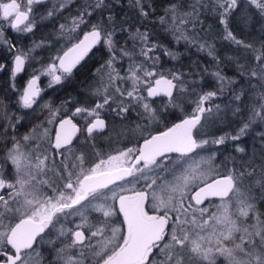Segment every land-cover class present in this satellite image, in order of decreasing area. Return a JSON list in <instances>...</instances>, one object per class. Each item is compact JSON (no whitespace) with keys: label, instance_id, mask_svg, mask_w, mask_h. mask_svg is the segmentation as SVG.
Masks as SVG:
<instances>
[{"label":"snow or ice","instance_id":"obj_1","mask_svg":"<svg viewBox=\"0 0 264 264\" xmlns=\"http://www.w3.org/2000/svg\"><path fill=\"white\" fill-rule=\"evenodd\" d=\"M25 2L27 7L24 10H21L17 0L0 2V16L9 21L12 29L32 32L35 27L34 19H30L32 5L42 3L43 0ZM251 3L264 14V0H251ZM213 4L221 10V23L227 31L226 17L237 7V0H213ZM136 5L140 8L141 15L147 17L148 11L142 0H136ZM89 7L95 11L106 5L104 0H96L94 4L86 6L74 18L69 32L80 24L87 23L85 17L92 15ZM170 11V21H175L176 7L173 5ZM53 14V11L48 12L49 17ZM191 15L181 17L178 25L193 23ZM161 22H164V17H161ZM90 27L91 31L85 33L83 39L72 43L62 55L54 58L45 69L47 74L52 76L54 82L60 83L62 76L66 78L71 75L92 48L103 42L110 58L101 65V69H105L109 84L119 100L117 107L112 110L123 118L129 112V106L124 103L126 96L131 98L129 105L135 101L142 106L150 120H159L160 117L148 98L161 94L171 98L174 90L177 94L183 91L184 81L176 74H172V79H169L158 73L156 65L159 57L155 55L157 45L149 41L147 32L139 30L132 37L140 45L139 63L128 50L118 49L119 59L127 56L130 60L125 75L121 76L114 67L118 58L113 51V32L109 30V25L97 23ZM60 29L64 30L65 25L61 24ZM2 36L3 31L0 30V37ZM226 38L246 49H253L251 44L237 40L231 31H227ZM8 47L13 48L15 45L9 43ZM253 51L258 52L254 56L256 67L249 70V76L256 77L260 87L264 88V45ZM166 54L175 58L171 52L166 51ZM25 58L23 53L15 55V72L23 70ZM57 70H60V75L56 74ZM215 76L220 81L225 80L219 72ZM154 77L158 78L153 79ZM38 79L39 76L34 75L29 80L21 97L24 107H32L35 98L39 96L40 90L36 87ZM117 79L121 82L131 80V90L121 91L115 84ZM174 80L176 83H173ZM138 85H143V91ZM178 85L181 87L178 88ZM107 86H104L105 89ZM215 95L216 92L203 94L196 104L195 114L180 119L156 134L141 136L135 148L118 150L116 154L98 162L90 161L91 166L88 167L84 166L83 155L75 156V162L65 156V153L72 152L69 146L72 145L73 136L79 131L71 118L56 120L58 127L51 146L64 157L58 162L47 154L42 157L26 155L20 151L19 145L14 144L7 153V160L14 166L15 176L6 178L0 173V264H36L38 256L34 259L33 247L36 238L50 225L55 228L62 218L74 214L79 215L82 222L75 229L61 230L62 236L67 232L69 242L57 250L56 264H84V253L77 256L71 252L77 245L91 250L89 264L93 261L94 264H193L194 260L197 264H215L213 246L215 253L227 258L229 264H264V220H260L255 214L251 197L241 191L246 177L255 184L264 185V155L261 156L259 165L250 162L232 169L225 165L223 173H220L214 166L215 153L207 156L201 153L210 144H223L224 137L210 141L198 139L194 135L198 125L203 128L208 123L212 108L204 105ZM244 95V90L241 89L235 95V100L243 103ZM249 99L255 101L250 108L252 115L240 128L239 134L231 137L233 140L240 139L257 119L264 122V92ZM110 101L116 103L110 95H105L103 103H97L94 108L75 109L76 115L84 113L85 118L91 117L85 124V133L89 138L93 133L99 134L105 130L106 122L100 118L99 110L110 105ZM216 107L218 109L219 106ZM235 111L239 112L240 109L236 108ZM50 116L55 120L57 112H51ZM202 119L204 124L201 123ZM23 139L28 141L30 137L25 136ZM36 147L39 148L38 145ZM61 149L64 151L60 152ZM238 151L243 152L244 149L239 148ZM46 161L53 165L59 163L60 173L57 178L63 181L52 195L43 190L48 185L42 178L48 168ZM48 187L52 190L51 185ZM250 189L251 186L249 191ZM229 193L233 194L236 213L230 211V202L212 207L209 198L219 197L223 201ZM206 200L208 204H205ZM89 209L100 213L101 217L98 225L93 226L95 230L87 228L86 236V213ZM250 212L256 220L251 225V231L246 223H238L241 218H247ZM234 215L236 218H233ZM235 233H243L249 237L247 249L241 244L235 245L240 258L234 255V249L223 246L225 241L232 240ZM244 235L240 236L242 243Z\"/></svg>","mask_w":264,"mask_h":264},{"label":"trees","instance_id":"obj_2","mask_svg":"<svg viewBox=\"0 0 264 264\" xmlns=\"http://www.w3.org/2000/svg\"><path fill=\"white\" fill-rule=\"evenodd\" d=\"M60 1L47 0L32 5L37 29L30 36L21 37L15 34L9 26L3 27V38L0 41V157L4 155L13 139L16 140L24 136L30 128L47 126L48 124L46 129L48 131L52 129L54 127L53 122H47L45 117L54 108H58L61 112V107H91L93 105L97 97H89V95L100 77L101 71L98 72L97 69L101 70V65H104L108 60V52L102 42L77 66V72L69 75L65 81L51 83L49 82V74H44L43 70L80 35V31L90 29L92 24L103 23L108 24L109 30L113 32L114 52L118 57H120L118 49H127L132 52V58L139 63L140 45L132 37L136 35L137 30L147 32L149 41L157 45L155 55L159 57L156 65L158 73L166 76L176 74L184 81V88L181 97L178 99L176 96H174L175 100L174 97L152 100L148 98L157 114L165 109L163 116L169 118L170 122L191 114L193 100H195L197 93L216 92L214 97L205 102V107H211L213 114L210 115L208 123L203 128L197 126L195 135L197 138L204 137L210 141L224 137L223 144H211L206 146V151H204L207 155L215 153L214 166L220 173H223L225 165L232 169L240 164L250 162L260 164L261 156L264 155V122L257 119L250 124L240 139H231V137L239 134L240 128L249 121L252 115L250 108L255 101L249 97H257L259 92H264V88L260 87L258 79L249 76V70L256 67L254 56L258 54L253 49L259 50L264 45V14H261L260 9L251 1L237 0V7L226 19L227 31H231L237 40L251 44L253 49H246L226 38L227 31L225 25L221 23V10L214 6L213 0H198L200 5L206 4V10H202L206 16L205 20L199 23L198 28L194 31L187 28L177 31L175 28H159L158 25L161 17L170 19L172 16L170 10L173 5L176 7L175 14H185L189 11L192 14L194 9L195 12L200 11L202 13L199 4L198 6L195 5L196 0H142L145 10L148 11L147 17L141 15L136 0H104L106 7L95 11L89 7L88 10L92 11V15L85 17L87 23L80 24L71 32L69 29L74 18L82 13L86 6L94 4L96 0H63V3ZM49 11L54 12L51 17L48 16ZM109 16L111 21H109ZM183 16L176 17V21L178 22ZM61 24L65 25L64 30L60 29ZM210 30L211 33H208ZM9 43L15 47L9 48ZM134 48L135 51H133ZM165 50L173 53L175 58L167 55ZM21 53L25 54V64L23 70L16 73L13 59L16 54ZM122 60H127V62L129 61L128 64L130 63L126 57H123ZM120 71L123 72V69ZM216 72L225 77V80L220 81L215 76ZM123 73L125 74V71ZM34 75L39 76L38 86L42 92L36 100L34 105L36 107L33 108V106L32 110L24 112L19 109V95L28 79ZM217 81L218 83H216ZM125 83L127 84L128 80ZM95 86L100 87L97 84ZM130 88L127 85V89ZM241 89L245 93L243 103L235 100V95ZM141 91H143V87H141ZM186 98L188 101H185ZM174 102L176 106H174ZM216 106H219L218 109ZM176 108H180L182 112ZM236 108H239L240 111L236 112ZM168 110L172 111L170 115L166 113ZM20 111L23 112L21 114L23 119L17 126L19 130L16 131L15 126H12L13 129L10 130L9 127L13 123L12 114ZM205 116L209 117V114L205 113ZM201 123L204 124L203 119ZM156 129L159 127H155ZM12 132L17 135L16 138H13ZM135 136L137 138V135ZM3 142L4 145L2 146L1 143ZM47 142L48 139L45 140V144ZM45 144L43 147L49 146L48 143ZM239 148H243L244 151H238ZM2 162H5L7 165L6 172H9L10 165L7 160H2ZM213 175L217 174L213 173ZM249 186H251L250 191ZM241 191L251 197L255 214L259 216L260 220H264V185L255 184L246 177ZM232 195L230 193L223 201L221 198H211L212 207L230 202L232 205L230 211L236 213L235 200ZM205 204H208V201H205ZM233 218H236L235 215ZM241 222L246 223L249 231H251V225L256 223V220L253 219V213L250 212L247 218H241V221H238V223ZM55 229L56 231L51 233L53 247L44 242L50 238L46 231L38 238L37 245L40 244L38 245L40 254L41 252L49 254L51 248H54L57 243L69 242L67 232L63 236L60 234L62 229H72L68 222L61 221ZM241 235L244 234L235 233L233 237L235 239L239 236L240 239ZM248 239L249 237L244 235L242 246L246 249L248 248ZM42 260L40 259V261ZM42 262L45 264L44 261ZM203 264L206 263L203 262ZM215 264L226 263L219 258Z\"/></svg>","mask_w":264,"mask_h":264},{"label":"rangeland","instance_id":"obj_3","mask_svg":"<svg viewBox=\"0 0 264 264\" xmlns=\"http://www.w3.org/2000/svg\"><path fill=\"white\" fill-rule=\"evenodd\" d=\"M6 1L7 0H0V2H6ZM247 1H251V0H247ZM60 2L63 3V0H61ZM199 2L200 1L196 0L195 1V5L198 6ZM19 3L21 5V10H24L27 7L25 0H20ZM205 6H206V4H202V5L199 4V7H200L199 9L201 11L202 10L205 11L206 10ZM203 11H202V13L200 11L192 13V15L190 16L191 20L193 21L192 24L188 23V24H185L183 26V25H178V22L176 21V17L182 16V15L186 16L187 14L191 13L189 11L190 13L186 12L185 14H180V15L179 14H175V21H170V19H164V22L162 23L160 21L158 26H159V28H165V29L166 28H175L177 31L185 30L186 28L187 29H191V30L194 31V30H196L198 28V24L205 20L206 14L203 13ZM30 19H34V23H36L35 14L33 12H32V14L30 16ZM4 26H9L10 27V23H9V21H5L2 18V16H0V30L3 31V27ZM21 27H23V25ZM36 29H37V26H35L33 28L32 32H21V31L15 30V29H12V30L15 32V34L20 35L21 37H23V36H30V34L35 32ZM3 33H4V31H3ZM208 33H211V30ZM2 38H3V36L0 37V41L2 40ZM256 38H257V36H256ZM102 45L106 48V50L108 52V59H109L110 56H109L108 48L103 44V42H102ZM124 47H126V46H124ZM113 51H114V47H113ZM130 54L132 56V52H130ZM117 58H118L117 61L114 62V67L119 71L120 75L123 76V75H125L123 72L127 71V68L129 66V64H128L129 61L127 62V60L119 59L118 56H117ZM126 58L129 60V57L126 56ZM121 67H123V68H121ZM120 69H123V72H121ZM43 73L47 74V72L45 70H43ZM101 73H104V75L102 76ZM56 74L60 75L59 71H57ZM167 77H170L172 79V76H167ZM62 79H63V77H62ZM28 81L24 85V87H23V89H22V91H21V93L19 95V104H20L19 109L24 111V112H26L28 110H32L33 108L36 107V106H34L36 101L32 105V107L34 106L33 108L32 107H30V108L29 107H24L23 101L21 99V97L23 95V90L26 87ZM125 81H127V80H125ZM125 81L121 82L119 79H117L115 81L116 86L120 87L121 91L125 90L124 88H122L123 87L122 84H125ZM49 82H51V83L54 82L52 80V76L51 75H49ZM216 83H218V81ZM96 84L100 85V87L95 86ZM127 84H128L129 87L132 88L131 80H128ZM105 85H108L106 89L104 87ZM94 87L95 88L92 91H90L89 97L90 96H96L97 98H96L95 102L93 103V105L91 107H89V109L94 108L97 103H103V97L105 95H110L112 100H116L117 99L116 95H114V93H113V87L111 86V84H109L108 77H107V74L105 72V69H101L100 77L95 82ZM138 87L141 88V87H143V85H138ZM180 87L181 86L178 85V88H180ZM182 88H184L183 85H182ZM38 89L40 90V92H39V96H40V93L42 92V89L39 86H38ZM97 89H100V91L98 92ZM130 89L126 88V90H130ZM181 93H182V91L179 94H177V91L175 90L174 96H176V98L178 99V98L181 97ZM203 94L204 93H197L195 100H193V106H192L193 108L191 109L190 113H195L196 104H197V102L199 100V97L202 96ZM176 98L174 97V100ZM130 99L131 98L124 97V103H125L126 106H130L128 104V101ZM185 101H188V98H186ZM189 101H192V100H189ZM118 104H119V100L118 99L116 100V103H111V101H110V105H105L103 109L99 110L100 115L106 114L108 116L109 120H110L108 131L106 132V134L100 136L104 140L112 141L114 139H117L118 141H122V140L125 139V140L134 141L135 138H136L135 135H137V137H141L143 135H147V134H149V133H151L153 131V128L158 126V123H156V121H153V120H150V119L148 121H146V123H144V124L136 122L133 125H129V124H127L126 122H124L122 120H116V122H115L114 115L113 114H109L108 112H110V111L113 112L112 109L116 108ZM132 104L139 105L135 101H133ZM174 106H176L175 102H174ZM176 109L179 112L181 110L180 108H176ZM53 111H55V110H53ZM58 111H59V109H58ZM181 112H182V110H181ZM21 114H23V112H21V111L20 112H14L12 114L13 118L12 117L11 118L13 119V121H12L13 123H12L11 127H9L10 130L13 129L12 126H15L14 129H16V131L19 130V127H17V126H19V122L23 119V115H21ZM212 114H213V111H212ZM48 115H50V113L47 114V116ZM144 115H145V117H147L146 113ZM10 119H9V121H10ZM45 120H47V118H45ZM50 120H51V116H49V120H47V122L50 121ZM9 121H7V124H9ZM49 123H51V122H49ZM47 127H48V124H47V126L46 125H42L40 127L30 128L29 131L24 136H21V137L17 138L16 140L13 139L12 142H11V145L5 151L4 155H2V157H0V173H2L6 178H12L13 176H15L14 166L11 165L10 161L7 160V153L13 148L14 144L19 145L20 151L24 152L26 155H32V156L40 155L42 157L43 155L47 154V155H49V157H54L57 162L62 160V159H64L63 156L56 155L52 151L51 142H50V141H52V133L51 132L48 133V129H46ZM145 129H147V131H145ZM12 135H13V138L17 137V135H14L13 132H12ZM194 135H195V131H194ZM25 136H29L30 139L28 141H24L23 137H25ZM46 139H48L47 143L49 144V146L48 147H43L44 146L43 144H45V140ZM198 139H205V138L204 137H200ZM47 143L45 145H47ZM112 143H113V146L111 148L108 147V149H106L105 153L102 154V152H101L99 157L95 158L96 160L91 161V162H98L100 159H107V157L109 155H114V154L117 153L118 150L125 149V148H121V146L116 144L115 142H112ZM1 145L3 146L4 142L1 143ZM37 145L39 146V148L36 147ZM81 149H82V151L76 152L74 154L65 153V156H69L70 159L72 160V162H75V160H74L75 156L83 155L84 156V166L85 167L91 166V163L90 162L86 163V160H88L90 157L93 158V155L95 153L99 152L98 149H96V150L93 149L90 152H86L85 148H81ZM201 154L203 156H207V154L204 151ZM2 160H4V161L7 160V162L9 163V165H10V171L9 172H6V168H7L6 166L7 165L5 164V162H2ZM66 163H67V161H66ZM46 164H48V168L46 169V174H44L42 178L45 179L48 182V185L52 186V190L49 189L48 185H45L43 190L48 195H52L53 191L57 190L59 188V186L63 183V181L59 180L57 178L58 174L60 173L59 163L53 165V164H50V163H48L46 161ZM54 173H56L57 175H54ZM86 215H87V225L85 226V231H86L87 236H88L87 228L88 227H92V230H95V227H93V226L98 225L99 221L97 219L98 218L100 219V217H101L100 215L101 214L98 213V212L93 211L92 209H89L87 211ZM61 221L62 222H68L69 225L72 226V229H75V227L77 225L81 224V222H82L81 221V217L79 215H75V214L71 215V216L64 217V218H62ZM45 231L49 234L48 237H50V238H47L44 242L46 244H50L53 247V238L51 236V233L56 231V229L53 228L50 225L48 228L45 229ZM201 234L203 235L204 233H201ZM234 235L235 234H233V236ZM87 243H88V240L85 242V244H87ZM93 243H95V240H93ZM66 244L67 243H64V242L57 243L54 248H51L52 250H51V253L48 255L49 256L48 258L45 257L47 255L46 252L45 253L41 252V254H40V251L38 250V245H40V244H38L34 248L35 249L34 259H36V257L38 256V259H36V264H44L42 261H44L45 264H56V259H57L56 252L61 247H64ZM236 244H241L242 245V241H241V239H239V236L236 237L235 239L233 237L232 240H230V241H225L223 246L227 247V248L234 249V255H237V258H240L239 255H238V250L235 249V245ZM71 252H72L73 255H77V256L79 255V253H84V256H85L84 263H88L89 264V260L91 259V250L90 249H88L86 247L82 248L81 246L77 245L76 247H74L71 250ZM213 253L216 256L215 262L219 258H221L223 260V262H225L226 264H229V261H228L227 258L215 253V247L214 246H213ZM40 259H43V260L40 261ZM193 264H197V262L194 260Z\"/></svg>","mask_w":264,"mask_h":264},{"label":"flooded vegetation","instance_id":"obj_4","mask_svg":"<svg viewBox=\"0 0 264 264\" xmlns=\"http://www.w3.org/2000/svg\"><path fill=\"white\" fill-rule=\"evenodd\" d=\"M43 1H47V0H43ZM6 2H9V0H7ZM17 2L19 3V0H17ZM91 30V28L90 29H86L85 31H80V35L75 39V40H73L69 45H67L65 48H64V50H66L72 43H75L77 40H79V38L82 36V35H84L86 32H88V31H90ZM97 47V45L94 47V48H92V50L89 52V53H91V52H93V50L95 49ZM63 50V51H64ZM62 51V52H63ZM61 52V53H62ZM88 53V54H89ZM17 55V54H16ZM86 58V57H85ZM84 58V59H85ZM14 60H15V57H14V59H13V62H14ZM83 61V60H82ZM82 61H81V63H82ZM52 63V62H51ZM80 63V64H81ZM50 64V63H49ZM79 64V65H80ZM14 65H15V63H14ZM78 66V65H77ZM76 69H77V67L73 70V72L71 73V74H73V73H75V72H77L76 71ZM57 71H59V73H60V70H57ZM61 74V73H60ZM98 75H99V73H97ZM63 77V79L62 80H64L65 81V79L67 80V78L69 77V75L65 78L64 76H62ZM31 78V77H30ZM29 78V79H30ZM156 78H158V77H156ZM28 79V80H29ZM155 79V78H154ZM175 82V81H174ZM123 85V87L122 88H124L125 90H126V88H127V85L128 84H122ZM36 87L38 88V80H37V83H36ZM26 88V87H25ZM25 88H24V90H23V93H24V91H25ZM131 90V89H130ZM114 93V92H113ZM174 94H175V90H174V92H173V96L172 97H174ZM115 95V94H114ZM39 97V96H38ZM38 97H36L35 98V101L38 99ZM117 97V96H116ZM126 97V96H125ZM171 97V98H172ZM126 98H128V97H126ZM157 98H165V99H171V98H169V97H165V96H157V97H155V98H149L150 100H152V99H157ZM117 100V99H116ZM77 107H79V106H74V107H72V108H68V107H61L60 109H61V112L60 111H57V109L56 108H54V110H55V112H57V116L55 117V120H53L52 119V117H51V123L53 122V124H54V127L52 128V129H49V131H48V133H52V141H51V144L52 143H54V132H55V130H56V127H57V124H56V120H59L60 118H64V117H69V118H71L72 120H73V123H75L76 125H77V128L79 129V131L75 134V136H74V138H73V140H72V145H70L69 147L72 149V152H71V154H74V153H76V152H79V151H82V149L81 148H85V151L86 152H90V151H92L93 149H98V153H95L94 155H93V158H89L88 160H86V163L87 162H90V161H94V160H96L95 158H97V157H99V155L101 154V152H102V154L103 153H105V151H106V149H108V147H112L113 146V143L112 142H115L116 144H118V145H120L121 146V148H128V147H133V148H135V147H137L138 146V144H137V142L140 140V138H135V140L134 141H130V140H122V141H118L117 139H114V140H112V141H107V140H104L103 138H101L100 136H102V135H104V134H106V132L108 131V129H109V124H110V120H109V118H108V116L106 115V114H103V115H100V118H103L104 120H105V122H106V128H105V130L103 131V132H101V133H99V134H97V133H93V135H92V137L91 138H89L87 135H86V133H85V124H86V122H88L89 120H91V117H87V118H85V115H84V113H81V114H79V115H76L75 114V109L77 108ZM80 108H89V107H80ZM165 110V109H164ZM164 110L160 113V114H158L159 115V120L158 121H156V123H158V127H159V129H156L155 130V128H153L154 130L151 132V134H153V133H156L157 131H163V130H165L167 127H170L172 124H174L175 122H177V121H179L180 119H183V118H186L187 116H189V115H193V114H195V113H191V114H188V115H186V116H183V117H181V118H179V119H176V120H174V121H171L170 122V119L169 118H167V117H164L163 115V113H164ZM53 112V111H52ZM109 114H113L114 115V119H116V120H122V121H124V122H126L127 124H129V125H133L134 123H136V122H139V123H146V121H148L149 120V118L148 117H145V111H144V109L142 108V106H140V105H134V104H131L130 106H129V112L128 113H126V114H124V116H123V118H121V117H118L117 115H116V113L113 111H110V112H108ZM166 113L168 114V115H170V113H172V111L171 110H168V111H166ZM167 114H165V115H167ZM128 115V116H127ZM167 115V116H168ZM49 116L50 115H48V116H46L45 118H47V120H49ZM167 119H169V120H167ZM116 120H115V122H116ZM195 131V130H194ZM148 135V134H147ZM147 135H144V136H147ZM51 148H52V151L56 154V155H59L58 154V152H57V150H55L52 146H51ZM60 152H63L64 150L63 149H61V150H59ZM101 216V215H100ZM97 219V218H96ZM98 221H100V219L98 218L97 219ZM96 220V221H97ZM117 226H119V222H117ZM85 235L87 236V233H86V231H85ZM40 236H38L37 238H36V242L34 243V245H33V247H36V245H37V241H38V238H39ZM87 241V240H86ZM85 241V242H86ZM51 253V252H50ZM49 253V254H50ZM49 254H47L45 257L46 258H48L49 256Z\"/></svg>","mask_w":264,"mask_h":264},{"label":"water","instance_id":"obj_5","mask_svg":"<svg viewBox=\"0 0 264 264\" xmlns=\"http://www.w3.org/2000/svg\"><path fill=\"white\" fill-rule=\"evenodd\" d=\"M90 31H91V30H90ZM88 32H89V31H88ZM86 33H87V32H86ZM83 36H84V35H82V36L79 38V40L83 39ZM79 40H77L76 42H78ZM76 42H75V43H76ZM70 46H71V45H70ZM70 46H69V47H70ZM66 50H67V49H66ZM66 50H64V51H66ZM64 51H63V52H64ZM63 52H62L60 55H62ZM14 63H15V60H14ZM31 78H32V77H31ZM31 78H30V79H31ZM167 78L171 79L170 77H167ZM30 79H29V80H30ZM28 82H29V81H28ZM173 83H175V82L173 81ZM27 84H28V83H27ZM26 88H27V85H26ZM26 88H25V90H26ZM173 92H174V91H173ZM162 95H163V94H161L160 96H162ZM163 96H164V95H163ZM165 97H166V96H165ZM204 106H205V105H204ZM64 118H69V117H64ZM101 119H103V118H101ZM177 122H179V121H177ZM177 122H175V123H177ZM171 126H172V125H171ZM57 127H58V125H57ZM57 127H56V128H57ZM153 134H156V133H153ZM73 138H74V136H73ZM73 138H72V140H73ZM229 194H230V193H229ZM211 198H219V197H211ZM211 198H209V199H211ZM225 198H226V197H225ZM206 201H207V200H206Z\"/></svg>","mask_w":264,"mask_h":264}]
</instances>
